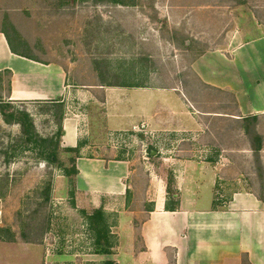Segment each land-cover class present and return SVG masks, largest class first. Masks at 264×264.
<instances>
[{
  "label": "rangeland",
  "instance_id": "rangeland-1",
  "mask_svg": "<svg viewBox=\"0 0 264 264\" xmlns=\"http://www.w3.org/2000/svg\"><path fill=\"white\" fill-rule=\"evenodd\" d=\"M129 1L134 4L0 0V28L12 43L63 65L75 92L66 108L59 100H0V264H23L25 256L37 264H113L105 256L115 240L109 227L115 218L79 201L89 197L74 188L77 151L61 145L62 121L74 116L73 108L83 113L86 155L131 160V194L138 200L131 208L142 209L150 180L161 177L165 197L177 200L175 176L186 161L205 158L219 167V198L238 190L264 198V116L250 124L261 137L255 157L242 120L233 117V94L204 84L191 68L206 51H230L264 34V0ZM91 85L102 87L88 103L78 94ZM117 94L136 106L135 122L125 128L111 124ZM20 111L32 120L30 135L16 121ZM44 144L54 150L50 159L40 155ZM235 264L249 263L241 256Z\"/></svg>",
  "mask_w": 264,
  "mask_h": 264
},
{
  "label": "crops",
  "instance_id": "crops-1",
  "mask_svg": "<svg viewBox=\"0 0 264 264\" xmlns=\"http://www.w3.org/2000/svg\"><path fill=\"white\" fill-rule=\"evenodd\" d=\"M3 30L0 28L1 103L59 100L66 108L75 92L65 67L11 52ZM191 68L204 84L233 94L235 119L264 116L263 33L242 39L230 51H206L194 59ZM101 87L91 85L85 94L78 95H86L88 103H92L97 100L95 89ZM112 103L111 124L119 128L134 124L136 106L129 96L117 94ZM73 110L74 116L62 121L61 145L77 151L73 161L74 188L79 195L89 197L79 201L95 209L101 207L106 216L115 218L109 224L115 240L105 259L113 264H235L244 256L249 264H264L262 196L251 190H238L230 192L225 200L219 198V167L205 158L183 164L181 175L175 176L177 200L165 197L161 177L156 184L150 180L154 188L147 189L142 209L131 208L138 201L131 194V160L86 155L83 150L89 145L81 131L83 113ZM160 138L163 141V133ZM165 139H169L167 135ZM246 146L252 152L248 142ZM227 151L231 150H221ZM24 258L23 264L38 263L34 256ZM44 258L47 263L49 259Z\"/></svg>",
  "mask_w": 264,
  "mask_h": 264
},
{
  "label": "trees",
  "instance_id": "trees-1",
  "mask_svg": "<svg viewBox=\"0 0 264 264\" xmlns=\"http://www.w3.org/2000/svg\"><path fill=\"white\" fill-rule=\"evenodd\" d=\"M109 3L112 4H118V5H133V1H129V0H106ZM3 33L7 39L9 48L11 50V52L16 53L18 55H22L25 57H33L30 54L23 52L22 49L20 48V46H15L12 41L10 40L9 35L7 34V31L4 29ZM108 85H115V86H126V87H130V86H134V85H130V84H108ZM137 86V85H136ZM19 115L16 117V121L21 125L22 127V131L23 134L25 135H30L31 131L33 130V124H32V120L29 116V114L25 111H20L18 113ZM256 118L254 116H248V117H243L241 120L243 122L242 124V129L244 130V132L249 136L250 138V146H251V150L254 154V156L256 157L260 150H261V137L257 132H254L251 130L250 128V124L252 120H255ZM30 136L27 138V141L30 140ZM41 142H45L44 140H41ZM47 145H42V151H41V157L44 159H50L51 156L54 154V150L52 149H47L46 147ZM54 149V148H53ZM75 171V169H74ZM95 214H97L98 216H100V211L95 212ZM1 238V237H0ZM5 240H8V238ZM29 242H31V240H29Z\"/></svg>",
  "mask_w": 264,
  "mask_h": 264
},
{
  "label": "water",
  "instance_id": "water-1",
  "mask_svg": "<svg viewBox=\"0 0 264 264\" xmlns=\"http://www.w3.org/2000/svg\"><path fill=\"white\" fill-rule=\"evenodd\" d=\"M151 153H154V151H151Z\"/></svg>",
  "mask_w": 264,
  "mask_h": 264
}]
</instances>
